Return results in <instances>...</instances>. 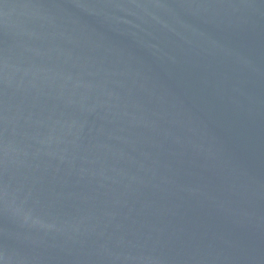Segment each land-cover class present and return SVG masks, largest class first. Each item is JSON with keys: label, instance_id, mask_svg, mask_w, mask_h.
<instances>
[{"label": "water", "instance_id": "obj_1", "mask_svg": "<svg viewBox=\"0 0 264 264\" xmlns=\"http://www.w3.org/2000/svg\"><path fill=\"white\" fill-rule=\"evenodd\" d=\"M0 264H264V0H0Z\"/></svg>", "mask_w": 264, "mask_h": 264}]
</instances>
